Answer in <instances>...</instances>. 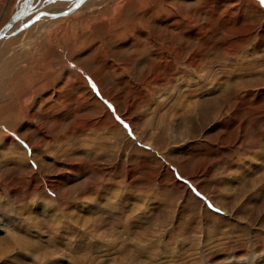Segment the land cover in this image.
I'll return each instance as SVG.
<instances>
[{"label":"rangeland","instance_id":"obj_1","mask_svg":"<svg viewBox=\"0 0 264 264\" xmlns=\"http://www.w3.org/2000/svg\"><path fill=\"white\" fill-rule=\"evenodd\" d=\"M60 17L0 42V264H264L261 0Z\"/></svg>","mask_w":264,"mask_h":264},{"label":"water","instance_id":"obj_2","mask_svg":"<svg viewBox=\"0 0 264 264\" xmlns=\"http://www.w3.org/2000/svg\"><path fill=\"white\" fill-rule=\"evenodd\" d=\"M32 0H23L21 7L18 11H16L15 14H13L10 19L0 28V40L4 39L6 36V32L18 21L24 19V17H26L28 15V5ZM84 1V0H82ZM72 8V7H71ZM71 12V10H65L64 12L60 13V14H53L50 15L49 17H60V16H64L67 15ZM38 15V13H36L30 20L28 23H26L25 25L21 26L19 29H17L15 31L16 33H19L20 31L26 29V27L30 26L32 23H34L36 21L35 17Z\"/></svg>","mask_w":264,"mask_h":264},{"label":"bare ground","instance_id":"obj_3","mask_svg":"<svg viewBox=\"0 0 264 264\" xmlns=\"http://www.w3.org/2000/svg\"><path fill=\"white\" fill-rule=\"evenodd\" d=\"M87 0H84V1H82V0H76L75 2H74V4L73 5H71L68 9L69 10H71V12H70V14H72L75 10H77L84 2H86ZM33 3V0L29 3V5H28V15L26 16V17H24V19H22V20H20V21H18V22H16L7 32H6V37L4 38V39H2V40H0V42H2V41H4L7 37H11V36H14V34H15V31L17 30V29H19L21 26H23V25H25L26 23H28L29 22V16L31 15V13H32V11H31V8H32V6H31V4ZM72 7V8H71ZM77 8V9H76ZM20 9V8H19ZM18 9V10H19ZM68 9H65V10H68ZM64 10V11H65ZM50 15H52L53 16V13H50L49 14V12H41V13H39L36 17H35V19H36V21L35 22H37V21H39L40 19H41V16L42 17H49ZM27 18V19H26ZM51 18H54V19H57L58 17H51ZM61 18V17H60ZM22 21H24L23 23H21ZM18 23H21V26L20 27H16L15 28V26L18 24ZM34 24V23H33ZM32 24V25H33ZM31 26V25H30ZM28 27H26V29H27ZM77 76V75H76ZM84 79V78H83ZM81 81H84V80H81ZM80 81V82H81ZM78 83V82H77ZM85 83H86V81H85ZM84 85V84H83ZM80 86V85H79ZM85 86H86V84H85ZM84 87V86H83ZM99 88V87H98ZM103 90V89H102ZM86 92V91H85ZM104 93V92H103ZM99 106H101V105H99ZM118 106V105H117ZM98 107V106H97ZM196 108V107H195ZM103 109V108H102ZM107 111V110H106Z\"/></svg>","mask_w":264,"mask_h":264},{"label":"crops","instance_id":"obj_4","mask_svg":"<svg viewBox=\"0 0 264 264\" xmlns=\"http://www.w3.org/2000/svg\"><path fill=\"white\" fill-rule=\"evenodd\" d=\"M34 10V9H33ZM16 11H18V7L15 9V11H13L12 13H11V16L13 15V14H15L16 13ZM35 11V10H34ZM10 16V17H11ZM41 20H43V19H41ZM40 20V21H41ZM36 22H34V24H35ZM33 24V23H32ZM31 24V25H32ZM33 26V25H32ZM32 26H28V29L30 28V27H32ZM27 29V30H28ZM18 34H20V33H16V34H14V35H18ZM7 38H10V37H7ZM6 38V39H7ZM65 71H67V69L65 70ZM66 73H68L69 74V72L67 71ZM87 75V74H86ZM88 77H89V75H88ZM91 80V82H93L94 84H95V86H96V88L98 89V85H97V83L93 80V78L92 79H90ZM66 91V90H65ZM98 92H99V94L102 96V94L100 93V91H99V89H98ZM115 108V107H114ZM115 111H116V109H115ZM117 113V112H116ZM2 129H4V130H6V128L3 126L2 127ZM10 135V134H9ZM11 135H12V132H11ZM12 138H14L15 139V141L26 151V150H28L29 149V145H28V143L25 141V140H23L22 138H20L19 137V135H17V134H15V133H13V137ZM29 152V151H28ZM30 153V152H29ZM34 163H32L31 165H33ZM34 166V165H33ZM35 167V166H34Z\"/></svg>","mask_w":264,"mask_h":264},{"label":"snow or ice","instance_id":"obj_5","mask_svg":"<svg viewBox=\"0 0 264 264\" xmlns=\"http://www.w3.org/2000/svg\"><path fill=\"white\" fill-rule=\"evenodd\" d=\"M261 3L264 4V0H261Z\"/></svg>","mask_w":264,"mask_h":264}]
</instances>
